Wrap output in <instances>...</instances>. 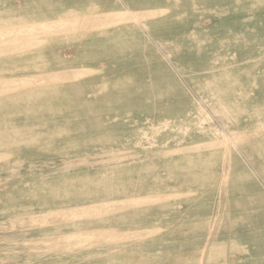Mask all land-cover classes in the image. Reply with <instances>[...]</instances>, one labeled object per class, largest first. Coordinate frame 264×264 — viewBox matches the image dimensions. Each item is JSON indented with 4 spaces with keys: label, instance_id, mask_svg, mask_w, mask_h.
<instances>
[{
    "label": "rangeland",
    "instance_id": "1",
    "mask_svg": "<svg viewBox=\"0 0 264 264\" xmlns=\"http://www.w3.org/2000/svg\"><path fill=\"white\" fill-rule=\"evenodd\" d=\"M0 33V264H264V0H0Z\"/></svg>",
    "mask_w": 264,
    "mask_h": 264
},
{
    "label": "bare ground",
    "instance_id": "2",
    "mask_svg": "<svg viewBox=\"0 0 264 264\" xmlns=\"http://www.w3.org/2000/svg\"><path fill=\"white\" fill-rule=\"evenodd\" d=\"M112 15V14H111ZM94 17V16H93ZM95 17H97V19H93V21L88 25V26H94V25H99V24H101V23H103L104 22V20L106 19V16H95ZM88 18V17H87ZM83 20H84V18H81V19H79L78 20V22L76 23L78 26H82V24L84 23L83 22ZM90 21V20H89ZM93 23V24H92ZM83 27H85V26H83ZM43 32V31H42ZM0 35H5V36H9V37H11V35H13V33H0ZM19 35V34H18ZM7 39H9V38H7ZM7 41V40H6ZM5 42V41H4ZM5 44V43H4ZM14 44V43H13ZM16 47L18 46V44L17 45H15ZM76 73V71H74V70H71V71H68L67 73H65L66 75H68V76H72V75H74ZM80 75V74H79ZM2 82V81H1ZM3 83V82H2ZM2 89V88H1ZM5 89V88H4ZM89 208V207H88ZM78 242V241H77Z\"/></svg>",
    "mask_w": 264,
    "mask_h": 264
}]
</instances>
